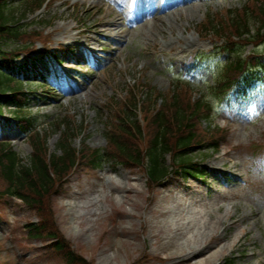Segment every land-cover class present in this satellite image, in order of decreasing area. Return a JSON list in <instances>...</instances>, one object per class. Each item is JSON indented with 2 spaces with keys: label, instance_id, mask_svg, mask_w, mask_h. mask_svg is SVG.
<instances>
[{
  "label": "rangeland",
  "instance_id": "374dc122",
  "mask_svg": "<svg viewBox=\"0 0 264 264\" xmlns=\"http://www.w3.org/2000/svg\"><path fill=\"white\" fill-rule=\"evenodd\" d=\"M155 1L140 0V9L143 6L151 15L153 9L150 3ZM9 2V8L16 12L15 18L21 19L25 11L23 0ZM48 2L49 4L46 2V5L34 14L25 12V17L18 23L27 28V31H36L31 34L28 44L33 43V35L41 34L39 31H44L49 36L48 44L36 42L37 46L32 49L37 52L33 57L39 60V66L50 72L47 77L42 72L37 81H32L31 75H27L25 87L28 101L25 112L29 117H34V120L38 119L37 124L41 125L46 133L51 132L49 124H53L55 120L73 121L74 127H77L73 141L75 148H80L86 143L91 148L103 149L107 142L105 123L112 122L109 117L111 112L107 108L111 98L116 103L121 102L128 87L130 88L138 78L140 82L159 93H167L181 74L183 62L187 58L195 54L216 55L211 49V41L198 34L196 26L207 15L225 14L228 8L243 7L246 0L232 5L225 0H217L212 4L208 0H200L195 4L202 5V8L195 11L196 13L192 12L191 8L192 11L186 10L175 18H170L172 15L157 14L156 18L148 21L150 26L148 23L142 29L135 27V23H127V19L123 22L120 15L112 17L103 0ZM104 13H110V18L117 23L115 27L122 30L125 35L122 42L106 39V36L100 34L103 27L99 21ZM116 28L113 27L114 31H118ZM79 31L83 34L77 40L80 45L76 46L73 37ZM61 47L70 50L74 59L63 53ZM2 48L4 51H12L19 49L20 45L4 44ZM171 48L175 52L181 51L175 54ZM251 50L250 47L245 48L243 55L246 56ZM54 53L57 54L54 57L64 61L60 67L47 61V57L50 58ZM41 55L43 56L40 57ZM29 59V56L22 55L20 60ZM70 59L80 65L70 64ZM216 60H222V56L210 57L204 66L187 78L197 97L198 94L203 97L208 88L216 86V69L217 65H221L217 64ZM71 68H75L77 73L72 74ZM260 95L261 93L254 92L255 98ZM226 105L224 100H213L211 118L206 123L201 122L207 128H225L229 131L218 150V155H222L213 158L209 154L204 161H201V157H196L194 161L199 164L196 168L206 174L202 179L172 177L168 181L172 184L184 179L185 183L200 187L203 185L204 205L214 216L221 218L217 235L224 232L229 236L220 247H216L213 237L206 239L208 235H205L204 239H196L199 243L205 241V245L209 243L210 246L202 251L203 256L195 255L188 264H225L229 260L233 264H264V184L259 180L262 177L253 170L251 173L255 177L247 173L253 160L254 146L264 142V116L258 118L264 113V100L258 98L252 103V107L248 106L246 100H241L234 107ZM253 121H256L254 129ZM16 124L17 121L10 111L3 109L0 115V139L9 141L18 156L27 160L31 152L30 147L26 137L18 131V127L16 129ZM59 135L58 131L48 136L47 146L51 152L55 150ZM227 143L236 148L231 156L224 155ZM229 161L237 162L240 167L238 173L225 171ZM165 163H169L168 158H165ZM209 166L219 167L221 172H225L214 174L207 168ZM111 167L112 165L107 163L99 170L75 173L70 177L65 190L56 197L55 204L52 205L62 234L70 241L73 249L87 260L91 259L92 264H175L177 260L163 263L165 254L157 249L147 234L149 215L145 216L144 208L150 209L152 206L147 205L144 176L140 172L137 174L122 169L115 170H122L124 175H116L109 170ZM103 175L122 180L125 184L123 190L129 187L128 184L135 187L138 196H131L135 207L125 199L124 192H110L103 181ZM205 184L213 189L208 195ZM216 191L221 194L230 192V197L222 200L215 195ZM106 192L107 201L104 196ZM231 193H236L237 196H232ZM63 204L72 209L69 211L71 215L66 213L70 215L69 225L62 218L67 209ZM216 205L221 207L216 210ZM100 211L104 212L103 215L96 218ZM190 211L181 223L192 222L194 232V224L199 219L194 212L203 213L204 208L191 206ZM252 214L255 215L256 223L249 218ZM77 216L79 219L74 222ZM30 218L38 221L16 200L0 197V264H57L54 258L49 260L44 252L36 250L42 245L40 241L36 242L27 236L26 223ZM201 222L206 224L208 221L205 219ZM191 235V232L181 234L179 242L189 240ZM194 242H191V245ZM47 243L51 245L52 241L48 240ZM227 246L230 248L226 249ZM212 251L220 253L211 261L206 257Z\"/></svg>",
  "mask_w": 264,
  "mask_h": 264
},
{
  "label": "trees",
  "instance_id": "16d2710c",
  "mask_svg": "<svg viewBox=\"0 0 264 264\" xmlns=\"http://www.w3.org/2000/svg\"><path fill=\"white\" fill-rule=\"evenodd\" d=\"M34 4L35 0H30L26 8L31 9ZM39 8L40 6L32 8V11ZM13 22V13L6 10L5 2L0 4V44L8 41L16 42L20 39L22 34L20 30L15 26H10ZM247 31V27H243L236 31L235 35L240 37ZM263 42L264 33H261L259 29L254 44L259 45ZM0 50H2L1 47ZM8 55L16 56V54L0 52V57L5 58ZM263 58L264 56L260 58L258 55L256 58L253 55L248 60L253 63ZM13 62V60L10 61L11 65L5 62V66L0 62V107L9 104L17 105V101L20 100L19 96L22 95L19 90L21 84L17 88V83H14L15 78H13L21 66H16L17 64L14 65ZM236 64L240 65V62ZM236 64L229 68L232 77L240 75L242 82L250 83L249 68L241 66L240 70L239 66L235 67ZM136 106V96L131 94L124 109L120 107L121 116L113 124L110 137H108L106 156L120 162L125 161L130 165L134 163L135 166H140L143 153L140 150L142 134L140 124L131 120L134 117L132 112L136 110ZM202 109L176 96H172L162 105H157L155 100L142 101V118L145 126L147 125V132L152 136L150 139L152 147L161 145L156 150L160 152L155 156H152L150 152L146 174L151 183H158L166 174L167 168L163 164V157L166 153L176 150L175 160L176 157L194 152L196 149L194 147L196 143L193 142L194 131L186 136L185 130H187V124L193 122V114H197V111ZM69 124V122H62L55 127L57 130L63 129L57 144L59 154L50 153L45 144V137L40 138L37 134L31 140L33 152L25 164L13 152L9 144L0 142V196L9 195L19 198L31 207L38 222L29 223L26 226L27 235L43 241L56 238L55 242L46 246V251L48 249L51 258L63 264H84L82 258L65 247L61 241L62 237L53 219L52 200L53 196L61 191L63 179L65 180L76 164L85 168H94L102 163L104 155L99 150L89 149L85 144L80 150L75 149L72 145L73 133ZM179 162L183 164L182 161Z\"/></svg>",
  "mask_w": 264,
  "mask_h": 264
},
{
  "label": "bare ground",
  "instance_id": "6f19581e",
  "mask_svg": "<svg viewBox=\"0 0 264 264\" xmlns=\"http://www.w3.org/2000/svg\"><path fill=\"white\" fill-rule=\"evenodd\" d=\"M108 7L107 9L114 7L112 9V12H120L125 19L126 14V8L124 4H121L119 2H115L114 0H105ZM160 0H156L155 2L150 3L152 7H157L158 2ZM162 1V9L164 8H170L168 12L163 13V15L170 16V18H175L176 15H179L182 10L184 9H194L196 11L199 10V6H194L195 0H180L182 4H184L182 7H173V4L177 0H161ZM133 2V0H132ZM148 2V1H146ZM172 7V8H171ZM166 11V10H165ZM148 11L146 8L138 10L136 13L133 14L132 17L128 18V22L135 23V27L142 29L143 27L148 25L147 20V13ZM155 13V11H153ZM147 13V14H146ZM112 14V13H111ZM102 20L99 21L100 26L103 27L100 34L104 36H110L113 40L117 38L125 37V35L122 33L121 29H117L115 26H117V23L113 18H110V13H104ZM112 17H116V15L112 14ZM150 26V23H149ZM114 28H116L118 31H114ZM83 34L82 31H79L74 38L75 45H80L78 43L79 37ZM101 36V35H100ZM105 37V38H106ZM187 45V44H186ZM190 46V44H189ZM175 54L179 53L181 50H177V52L173 51ZM236 148L233 145H230L227 143L226 145V152L224 153L225 156H231L232 152L235 151ZM219 154V151H217L213 156L217 157ZM222 154L218 155L220 157ZM209 170L215 173H221L227 171L228 173L231 171H238L240 170L239 165L237 162L229 161L228 164L225 166V171L221 172V169L216 166H209L207 167ZM242 169V168H241ZM111 172H114L116 175H124L122 170L115 171L114 169L110 170ZM219 175V174H216ZM106 186H108L109 191L115 190L117 192H124L125 193V199L128 201L130 205H134L135 203L133 201V197L138 196V191L135 189V187H132L128 184V188L124 189L125 184L121 182L119 178H112L110 176L103 175ZM222 176V175H220ZM126 179V176H124V180ZM263 183V179L260 180ZM191 182V181H188ZM203 186V185H202ZM200 185H192L191 183H185V182H173L170 186L165 185L163 187V190H159L161 193H156V202L153 204V206L150 209H145L144 207V214L145 216L149 215V222L147 225V234L149 238L152 240V242L155 243L157 249L165 254L163 263H167L169 261L177 260L175 264H188L192 262V258L195 255H199L202 253L204 249H207L210 244L205 245V241L199 243L198 238H205V235H208L206 239L209 237L214 238L216 247H220L221 243H225L227 238L229 237L226 233L221 232L220 235H217V226L221 222V218L214 216L210 211H208V208L203 203V189ZM205 190L207 191V195L209 192H213V189L210 188L209 185L205 184ZM168 187V188H167ZM215 195L219 196L220 199L225 200L229 198V193L227 194H221V192H214ZM232 196H237L236 193H231ZM78 196H80L78 194ZM105 198L107 201L108 194L105 193ZM67 207V209L64 211V214L62 215L63 220L66 222V224H70V213L69 211L72 210L71 207L67 204H63ZM202 207L204 208L203 213L200 212H194L195 215L199 216L198 221L194 224L196 226L195 231H192L193 223L188 222L186 224L181 223V220L183 217L189 213L190 207ZM221 206L216 205V210H218ZM66 213H69L70 215H66ZM104 212L100 211L97 213V217L99 218L101 215H103ZM242 218V217H240ZM252 218H255V215L252 214ZM79 219V216L74 218V222ZM207 219L206 224H202V220ZM72 220V217H71ZM243 221L245 219H242ZM242 221V223H243ZM80 225V223H78ZM207 231H210L208 234ZM186 232H191L192 235L190 237H194V239L188 238L189 240L180 243L179 242V236L181 234H185ZM208 239V240H209ZM196 240V242H194ZM207 240V241H208ZM191 242H194V244L191 245ZM230 246H227L226 249H229ZM220 251H212L211 254L206 257L207 259H215ZM202 255V254H201ZM203 256V255H202ZM185 262V263H183Z\"/></svg>",
  "mask_w": 264,
  "mask_h": 264
}]
</instances>
